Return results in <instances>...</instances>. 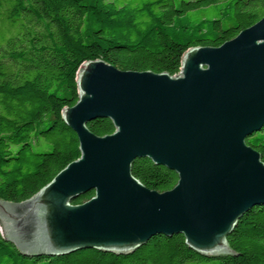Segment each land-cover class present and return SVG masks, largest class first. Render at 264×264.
Wrapping results in <instances>:
<instances>
[{
  "label": "water",
  "instance_id": "obj_1",
  "mask_svg": "<svg viewBox=\"0 0 264 264\" xmlns=\"http://www.w3.org/2000/svg\"><path fill=\"white\" fill-rule=\"evenodd\" d=\"M77 84L79 100L62 117L81 157L31 199L0 201L5 239L31 256L129 254L156 235L182 234L200 255L231 253L238 222L264 205V162L246 142L264 126V17L220 47L188 50L177 76L96 60ZM98 118L115 132L92 133ZM141 158L176 172L177 185L147 188L132 173Z\"/></svg>",
  "mask_w": 264,
  "mask_h": 264
},
{
  "label": "trees",
  "instance_id": "obj_2",
  "mask_svg": "<svg viewBox=\"0 0 264 264\" xmlns=\"http://www.w3.org/2000/svg\"><path fill=\"white\" fill-rule=\"evenodd\" d=\"M263 17L264 0H0V201L31 199L80 159L62 112L79 100L84 63L177 76L188 50L220 47ZM87 126L100 137L115 132L107 118ZM246 142L264 162V126ZM132 173L161 193L179 180L148 158L136 159ZM227 242L231 253L213 257L189 249L182 234L156 235L129 254L31 256L0 231V264H264V205L246 212Z\"/></svg>",
  "mask_w": 264,
  "mask_h": 264
},
{
  "label": "rangeland",
  "instance_id": "obj_3",
  "mask_svg": "<svg viewBox=\"0 0 264 264\" xmlns=\"http://www.w3.org/2000/svg\"><path fill=\"white\" fill-rule=\"evenodd\" d=\"M0 34H3V30H2L1 28H0ZM0 231H1L2 234L4 235L1 224H0Z\"/></svg>",
  "mask_w": 264,
  "mask_h": 264
}]
</instances>
